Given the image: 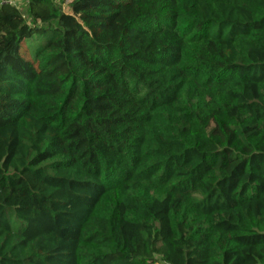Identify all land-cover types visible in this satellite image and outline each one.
Listing matches in <instances>:
<instances>
[{"label":"trees","instance_id":"trees-1","mask_svg":"<svg viewBox=\"0 0 264 264\" xmlns=\"http://www.w3.org/2000/svg\"><path fill=\"white\" fill-rule=\"evenodd\" d=\"M156 256L264 264V0L0 6V264Z\"/></svg>","mask_w":264,"mask_h":264},{"label":"rangeland","instance_id":"rangeland-1","mask_svg":"<svg viewBox=\"0 0 264 264\" xmlns=\"http://www.w3.org/2000/svg\"><path fill=\"white\" fill-rule=\"evenodd\" d=\"M52 1L55 3V5L58 4L60 5V7H65L69 3L70 0H52ZM26 4H27V0H20L17 7L20 9V11H24ZM35 40L36 39L34 38L27 40L25 44L29 46L31 45L33 47L37 42ZM154 264H163V263L161 262L160 258L156 256Z\"/></svg>","mask_w":264,"mask_h":264},{"label":"built area","instance_id":"built-area-1","mask_svg":"<svg viewBox=\"0 0 264 264\" xmlns=\"http://www.w3.org/2000/svg\"><path fill=\"white\" fill-rule=\"evenodd\" d=\"M15 1L17 0H0V6L6 5L11 7H16V3H14Z\"/></svg>","mask_w":264,"mask_h":264},{"label":"crops","instance_id":"crops-1","mask_svg":"<svg viewBox=\"0 0 264 264\" xmlns=\"http://www.w3.org/2000/svg\"><path fill=\"white\" fill-rule=\"evenodd\" d=\"M20 1V0H19ZM19 1L17 0V1H15L14 3H16V8H18L17 6H18V4H19ZM19 9V8H18Z\"/></svg>","mask_w":264,"mask_h":264},{"label":"water","instance_id":"water-1","mask_svg":"<svg viewBox=\"0 0 264 264\" xmlns=\"http://www.w3.org/2000/svg\"><path fill=\"white\" fill-rule=\"evenodd\" d=\"M70 1H71V0H70ZM70 1H69V2H70Z\"/></svg>","mask_w":264,"mask_h":264}]
</instances>
